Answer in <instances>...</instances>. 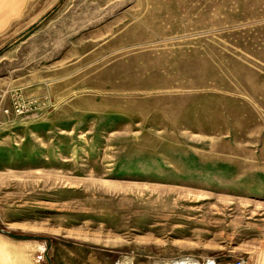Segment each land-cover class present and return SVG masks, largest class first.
Segmentation results:
<instances>
[{
	"label": "rangeland",
	"instance_id": "1",
	"mask_svg": "<svg viewBox=\"0 0 264 264\" xmlns=\"http://www.w3.org/2000/svg\"><path fill=\"white\" fill-rule=\"evenodd\" d=\"M10 4L0 264H257L264 0Z\"/></svg>",
	"mask_w": 264,
	"mask_h": 264
},
{
	"label": "bare ground",
	"instance_id": "2",
	"mask_svg": "<svg viewBox=\"0 0 264 264\" xmlns=\"http://www.w3.org/2000/svg\"><path fill=\"white\" fill-rule=\"evenodd\" d=\"M173 264H198V262L187 259V258H183L182 260L178 261L177 263H173ZM208 264H213V262L211 263L208 262ZM257 264H264V252L259 255Z\"/></svg>",
	"mask_w": 264,
	"mask_h": 264
},
{
	"label": "crops",
	"instance_id": "3",
	"mask_svg": "<svg viewBox=\"0 0 264 264\" xmlns=\"http://www.w3.org/2000/svg\"><path fill=\"white\" fill-rule=\"evenodd\" d=\"M10 1L15 0H0V8L14 6L10 4Z\"/></svg>",
	"mask_w": 264,
	"mask_h": 264
},
{
	"label": "built area",
	"instance_id": "4",
	"mask_svg": "<svg viewBox=\"0 0 264 264\" xmlns=\"http://www.w3.org/2000/svg\"><path fill=\"white\" fill-rule=\"evenodd\" d=\"M16 111L17 113H22L21 107L19 105L16 107ZM213 264H215V262H213ZM233 264H245V261L240 259V260L235 261Z\"/></svg>",
	"mask_w": 264,
	"mask_h": 264
},
{
	"label": "water",
	"instance_id": "5",
	"mask_svg": "<svg viewBox=\"0 0 264 264\" xmlns=\"http://www.w3.org/2000/svg\"><path fill=\"white\" fill-rule=\"evenodd\" d=\"M11 237L16 238V239H30V238H36V237H30V236H21V235H16V234H10Z\"/></svg>",
	"mask_w": 264,
	"mask_h": 264
}]
</instances>
